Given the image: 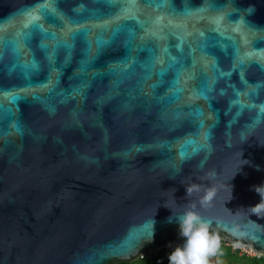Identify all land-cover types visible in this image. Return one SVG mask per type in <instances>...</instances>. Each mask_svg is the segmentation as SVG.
Returning a JSON list of instances; mask_svg holds the SVG:
<instances>
[{"label": "water", "instance_id": "obj_1", "mask_svg": "<svg viewBox=\"0 0 264 264\" xmlns=\"http://www.w3.org/2000/svg\"><path fill=\"white\" fill-rule=\"evenodd\" d=\"M258 186L264 0H0V264L173 250L193 207L264 254Z\"/></svg>", "mask_w": 264, "mask_h": 264}, {"label": "clouds", "instance_id": "obj_2", "mask_svg": "<svg viewBox=\"0 0 264 264\" xmlns=\"http://www.w3.org/2000/svg\"><path fill=\"white\" fill-rule=\"evenodd\" d=\"M254 11L252 6L247 9L249 14ZM255 190L262 199L260 203L251 207L250 211L253 215L260 216L264 214V186H258ZM191 192L192 188H187V194ZM215 195L214 190H208L201 200V205H209ZM175 219L179 223V235L183 238V243L177 245L168 254V264H212V260L220 252L222 244L219 233L211 228L213 221L204 218L194 207L189 208ZM172 220L173 217H169V222ZM150 224V229L144 234L146 242H152L154 238L155 221L152 219ZM232 234L238 238L236 245L238 247L242 246L240 240L248 236V232L239 226L232 229Z\"/></svg>", "mask_w": 264, "mask_h": 264}, {"label": "trees", "instance_id": "obj_3", "mask_svg": "<svg viewBox=\"0 0 264 264\" xmlns=\"http://www.w3.org/2000/svg\"><path fill=\"white\" fill-rule=\"evenodd\" d=\"M172 250H161L152 255H146L136 260L132 261H124L119 262L117 264H168V254ZM217 259H225L230 264L232 263H240V264H264V258H256V257H247L245 255H239L237 252L232 251L229 245H226L225 242L222 241L221 250L217 254Z\"/></svg>", "mask_w": 264, "mask_h": 264}, {"label": "built area", "instance_id": "obj_4", "mask_svg": "<svg viewBox=\"0 0 264 264\" xmlns=\"http://www.w3.org/2000/svg\"><path fill=\"white\" fill-rule=\"evenodd\" d=\"M225 243L226 245H229L231 247L232 251L237 252L239 255H245L247 257H256V258L263 257L264 258V254L254 252L253 250H251V248H241L236 245L228 244L227 242Z\"/></svg>", "mask_w": 264, "mask_h": 264}, {"label": "rangeland", "instance_id": "obj_5", "mask_svg": "<svg viewBox=\"0 0 264 264\" xmlns=\"http://www.w3.org/2000/svg\"><path fill=\"white\" fill-rule=\"evenodd\" d=\"M212 264H230V263L225 259L213 258ZM232 264H240V263H232Z\"/></svg>", "mask_w": 264, "mask_h": 264}, {"label": "snow or ice", "instance_id": "obj_6", "mask_svg": "<svg viewBox=\"0 0 264 264\" xmlns=\"http://www.w3.org/2000/svg\"><path fill=\"white\" fill-rule=\"evenodd\" d=\"M33 19H35V18H33Z\"/></svg>", "mask_w": 264, "mask_h": 264}]
</instances>
